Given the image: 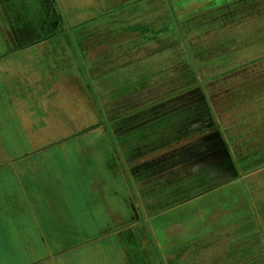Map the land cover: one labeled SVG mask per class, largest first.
<instances>
[{"label":"rangeland","instance_id":"1","mask_svg":"<svg viewBox=\"0 0 264 264\" xmlns=\"http://www.w3.org/2000/svg\"><path fill=\"white\" fill-rule=\"evenodd\" d=\"M128 1L139 5L145 2L0 0V264L75 263L66 260L63 253L54 255L51 242L54 243L61 232H72L70 226L77 230V219L70 218L69 224L61 227L66 232L52 230L51 234L40 221L39 212L54 217L56 209L39 204L78 199L70 189L69 177L78 164L87 159L85 154L97 148L95 139L109 137L108 130L118 139L115 152L119 153L117 158L123 164L124 177H114L110 171L88 165L92 183L85 186L86 193H82L92 197L91 201L83 198L81 203L89 205L88 212L94 216L89 220L94 225H90L93 230L88 234H98L95 224L103 218L115 221L118 215L122 219L117 220V240L110 235L112 240L96 235L97 240L87 241V246L98 251L97 257L117 247L110 254L115 264H264V12L251 20L235 22L238 28H231L233 31L221 29L215 37L211 35L213 39L208 37L209 32L217 31L220 22L209 23L206 17L195 19L198 24L213 25V29L205 26L209 31L194 45L208 52L218 48L219 55L217 61L213 58L212 66L195 67V78L181 72L182 58L178 54L172 56L165 49L152 54L151 45L136 46L141 36L132 29L140 19L131 18L134 12L131 8L127 22L126 11L119 9ZM212 1L219 5L234 0H176L174 6L181 3L176 11L189 13L185 18L188 19L199 9L211 6ZM248 5L257 6V13L264 10V0H242L238 7L232 5V9L243 11ZM187 25L183 23V31L187 30ZM132 45L134 49L130 48ZM230 59L241 65L246 60H259V63L256 67L249 65L253 67H248V76L244 71L238 73L239 79L229 88L224 87V80L216 87L212 84L219 98L213 108L215 120L209 116L214 129L205 128L201 122L199 127L193 126L187 131V137L182 134L180 142L171 140L177 138L173 134L165 137L166 142L158 143L156 139L145 142L147 138L143 133L148 127L142 126L144 118L140 119V114L133 112L150 98L144 94L151 92L155 94L152 99H159L175 93L173 103L198 104V113L193 115L202 116L205 113L201 105H205L206 97L208 99L206 83L212 81L214 73L217 76L219 72L224 73L223 66L231 63ZM175 72L178 78L168 77ZM132 74L134 80L130 84L137 82L139 95L124 93V82ZM163 76L167 81L150 82L154 77ZM143 82L151 85L142 88ZM138 97L140 100H136ZM215 108H223L228 117ZM184 109L190 112V108ZM168 114L164 116L165 124L171 122ZM156 125L166 129L164 124ZM222 134L237 148L239 161L249 162L247 165L252 169H247L246 173L239 165L231 163L229 168L238 177L213 185L202 195L199 188L194 193L200 194L198 198L176 209H158L157 214L156 210L152 211L153 207L148 210L147 206L159 200V185L167 184L159 183V179L171 178L166 175L152 178L149 165L153 163L155 168L169 170V174L173 169L180 170L179 161L183 160L179 158L180 151H176L187 148V152H193V157L198 159V164L193 166L199 165V169L193 168L191 173L188 168V172L195 174L192 178H197L199 183L214 178L217 181V157L213 155L206 160L209 166L204 169L209 176L205 178L199 163L205 152L222 150ZM208 135L214 136V143H206ZM107 140L113 141L110 137ZM132 140L144 142L132 146ZM128 148L134 153L127 155L130 159L127 162L124 154ZM78 152L82 153L77 158ZM187 162L192 164L194 160ZM174 163L175 167H166ZM227 164L223 160V168L227 169ZM65 165L67 169L63 173ZM32 169H36L33 175L40 190L35 193L22 182L23 173ZM221 174L228 178L226 171ZM48 179L54 181L53 185L47 184ZM79 179L85 183V177ZM110 183L112 186H108ZM47 186L52 189L46 190ZM91 189L93 192L88 194ZM116 189L118 205L112 207L115 213L106 214L110 203L103 199L106 192ZM185 196L188 198L190 194ZM148 217L155 218L158 227ZM66 242L68 240H62V247H68ZM118 251L124 252L123 255ZM48 254L54 256L46 260ZM103 264L111 262L107 259Z\"/></svg>","mask_w":264,"mask_h":264},{"label":"crops","instance_id":"2","mask_svg":"<svg viewBox=\"0 0 264 264\" xmlns=\"http://www.w3.org/2000/svg\"><path fill=\"white\" fill-rule=\"evenodd\" d=\"M242 0H235L232 1L230 3H228L226 6L224 5L223 7H221V10L218 11V9H215V11L213 13H208V12H201L198 14H194V16L186 19L185 23H187V27H186V31L184 27L181 28L180 30L182 32H184V38H186V44L184 45L185 48H188V52L187 54L191 57V62L194 64V69L195 67H199L203 64H208V66H212V64L217 61L219 55H217V50L218 48H215V50L213 52H208L205 51L204 49H197L195 44V41H198L199 39L202 40L203 38V34L207 33L209 30L204 29L205 26L210 27L211 29L213 25H204L206 23H199V21H195V19L200 18V17H206L207 19H209V23H211L212 21L217 20V22H220L218 26L219 29L217 31H211L209 32L210 34L208 35L211 36L213 34L214 37L218 34V32H221L220 30H224L225 28H238V26H235L237 23H239L241 20H251L253 18H256V15H261L264 10L261 13H257V6L256 7H252L251 5L245 6L244 10H240V9H232V5H234V7H238L240 2ZM255 5V3H254ZM253 8V9H252ZM224 16V17H223ZM239 21V22H237ZM237 22V23H235ZM249 23H252L249 22ZM183 25V24H182ZM224 26V27H223ZM215 27V28H216ZM197 29V30H196ZM191 31L193 32V34L191 33ZM230 31H233V29H231ZM199 32V33H198ZM202 35V36H201ZM212 37V36H211ZM212 37V39L214 38ZM191 38V39H189ZM190 48H194L196 50L195 53H192V51H190ZM200 53V56L198 55ZM192 54V55H191ZM200 57V58H199ZM215 58V61L214 59ZM214 61V62H213ZM229 64H227L226 66H223V69L225 72L221 73L219 72L218 76L216 75V73H214V78H218L217 80H227L229 83L228 86H224V87H230L237 79H239V74L241 72H245L247 74V76L249 75V71H247L248 67H256L255 65H258L257 63H259V60H253V61H243L242 65L237 64V63H233L236 62L234 59H230ZM248 62V63H247ZM253 66H249L252 65ZM212 68V67H211ZM194 69L187 71L185 73H190L187 75H193L195 78L197 77V72L194 71ZM239 73V74H238ZM254 73V72H251ZM174 76L177 74H173ZM184 76V75H181ZM242 76V75H241ZM178 77H173L172 79H176ZM194 78V79H195ZM220 78V79H219ZM212 81H214L213 78H211ZM167 81V80H165ZM208 82L206 83V90L208 93V99L206 97V99L204 100L205 105H201L204 106V109L202 112H204L205 114L202 116H196L197 114H194V112L198 113V104H193L190 102H176L173 103V97L175 93L169 94L167 96H164L163 98H156V99H152L151 97H153L155 94H144V96H148L150 97L148 99V101L144 104H141L140 108L134 110L133 112H135L134 114H140V119L144 118V120L142 122V126H146V128L148 127V131H145V133H143V135L145 136V138H147V141L145 142H150L152 141V139H156V142L158 143H162V142H166V139L171 136L172 134L174 136H176L177 138H172L171 140L175 139V143L180 142L181 140H183L182 138V134L184 137H187L189 134H186L188 130H190L193 126L194 127H199V124L202 122V124L204 125L205 128L207 127H211L210 129H214L215 126L213 125V123H210V117H212L215 120L214 115V101H213V97L214 95H217V93H215V91H213L214 87H216L218 84H213V82ZM161 84H166L164 82H162ZM212 84L214 85L213 88H211ZM237 86H240V84L238 83ZM161 88H159L158 90H160ZM163 91V90H160ZM133 91V93H130L131 95H139L140 93L137 91V93ZM169 92V91H168ZM142 96V95H141ZM140 96V97H141ZM142 96V97H144ZM210 96V98H209ZM225 97L227 95H224ZM210 99V101H209ZM136 100H140V98H136ZM158 100V101H157ZM226 100V99H225ZM185 108H190V112H186ZM203 108V107H202ZM216 109V108H215ZM216 111H220L222 114L221 115H225V111L222 108H218L216 109ZM168 114V118L171 119V122L169 124H165V120H164V116ZM137 114V115H138ZM136 115V116H137ZM134 116V115H133ZM134 116V117H136ZM227 116V114H226ZM228 117V116H227ZM227 118H226V123H227ZM207 122H209V125L207 124ZM147 123V125H145ZM156 124H164L166 129H159L157 128ZM227 125V124H226ZM163 130V131H162ZM109 132V137L111 138V140L113 139V141H108V138H103V139H95V141H97V148L93 151L90 150L89 152H87L86 158L84 161L82 160V162H80L78 164V167L76 169L75 172H73V174L71 173L70 177H69V183H70V189H73V192L77 194L78 199H73L70 198V200H63L61 199L60 201H58L57 203L52 202V203H48V201L45 202H41L39 204V206H45L47 208H54L56 209V213L55 216L53 217L50 213H44L45 215L42 214V212H39L40 215V221H42L45 225H46V231L50 230L51 234L53 233L52 230L55 231H64L66 232V230L61 229V227L66 226L69 224V219L70 218H75L77 219V224H76V229L74 230L75 227L74 226H70V229H73L72 232L67 233V234H62L63 232L59 233L60 237L57 235L56 238L54 240V243L51 242V246L53 248H55V250L53 251L54 255L55 254H62L66 260H69V262H75V263H64V264H90L92 261H94V264H103L105 260L109 259V261L111 262V264H115L112 260L113 256H110V254L116 249L112 248L110 249V251L108 253H103V254H99V257L96 256V252H98L97 250L93 249V247L91 246H87L88 242L87 241H95L97 239H94V237L96 235H98V237L100 239L106 238L109 240H112V238L115 240H117L118 236L115 235V232L119 231L118 227H117V220L118 219H122L121 217H115V221H108L106 220V218L102 219V221H99L98 223L95 224V226H97V232L98 234L93 235V234H88V232L92 231L93 229H91L90 225H94L90 223V219L93 218V214L88 212V207H90L89 205H82V199L86 198L88 201H91V197L92 196H87V194H84L82 192L86 193V188L85 186L90 185L92 183V178L91 175L88 171L87 166L90 165L92 168H100L102 170V168L105 171H110V173L112 174V176L114 177H124V172H123V164L119 162V158H117L118 154L117 152H115V149L118 150V139H115L113 137V135H111V132L108 130ZM175 133V134H174ZM177 134V135H176ZM150 137V138H148ZM166 137V139H165ZM206 137V136H205ZM207 141L209 139V141L206 143H214V136L213 135H208L206 137ZM132 139V138H131ZM143 139V138H142ZM222 140V150L218 151L216 153H213V151L210 152H205V154H203L200 157V161H202L200 164V166L202 167L203 174L202 177L205 178L206 175H208V171L207 169H204L206 167L209 166V163L206 161L207 159H211V157L213 155H215L217 157V161H218V168H216V171H218V177L219 179L217 181H215L214 179L211 180H204V181H198V179L196 178H192L193 175L195 174H191L193 173V168H195L197 170L199 165L193 166L194 164H198L197 163V157H193V152L188 151L187 152V148L183 151V149H178L177 154L179 155V158H181L183 161H179L180 162V166H178L179 168H181L180 170H171V173L169 174V170L165 171V170H161L158 168H155L154 165H149V170H152L153 172H151L152 178L153 177H157L161 176V175H166L171 177L170 179L168 178L167 180H162L159 179V183L160 182H167V184L163 183L162 185H159L161 187V190L157 193L158 196V201L155 202L153 204V206H147L148 210L153 207L154 209L152 210L154 212V210H156V214L158 213V209H163V208H168L171 207V209H176L178 206H180L183 203H189L191 202L193 199H196L200 196V194L196 195L194 193H196L197 190H199V188H202L201 195L206 193L207 191H210L211 187L213 185H219L218 183H222L225 181H229L236 176L235 171L232 172V170L229 168L231 166V163H233L234 165H239V167L241 168L240 164H239V152H237V148L235 149L234 146H232L231 144V139H227L226 137L223 136V134L221 135V139ZM128 142V141H127ZM144 141H136L134 142L133 140L131 141V143L133 144L132 146H134V144L137 143H142ZM169 142V141H167ZM111 143V144H110ZM113 143L115 146H113ZM109 144V145H108ZM160 146V144H159ZM207 150V149H206ZM91 152V153H90ZM175 152V153H176ZM79 155L77 154V158L80 156V154L82 152H78ZM129 153L133 154L134 150H129L125 151V158L127 159V162L130 160L129 159ZM128 155V156H127ZM222 155V156H221ZM65 156H67L66 154H64V159ZM75 156V155H73ZM185 157H189L188 160L185 159ZM232 157V158H231ZM69 158V157H68ZM193 158V159H192ZM185 159V160H184ZM194 160V163L189 164L187 161ZM70 160V159H69ZM69 160H67L66 162H68ZM223 160L228 162L227 164V169L223 168ZM186 161V162H185ZM211 161V160H210ZM209 161V162H210ZM65 162V163H66ZM172 163V162H171ZM66 166V165H65ZM175 163L173 165L170 166H166V167H175ZM57 168V166H55ZM61 167L63 168V164L61 165ZM192 170V172H188L189 169ZM38 169V168H37ZM67 169H64L63 173H65ZM144 169V168H142ZM199 169V168H198ZM34 170L36 169H32L29 173H23L22 175V182L23 184L29 188V190L31 192L35 191H40L37 186L35 185V178L33 173L35 174ZM176 172H175V171ZM205 170V171H204ZM41 173V170H39ZM173 171V172H172ZM226 171V175L228 176V178L222 176L224 174H221L222 172ZM74 180H71L72 177H74ZM197 176V174H196ZM209 176V175H208ZM49 177V176H48ZM79 177H85V183L83 181V179H79ZM122 177V178H123ZM216 176V179L218 178ZM238 177V176H236ZM64 179L66 180V177L64 175ZM101 180V178L99 179ZM54 181H51V179L47 180V184L49 185H53ZM155 182V181H153ZM153 182H150L152 184H154ZM158 182V180H157ZM72 185V186H71ZM80 185V187H79ZM189 187H188V186ZM82 186V187H81ZM108 186H112V183H110ZM214 186V187H215ZM107 188V187H106ZM52 189L50 186L46 187V190H50ZM210 189V190H209ZM106 190V189H105ZM103 191V190H102ZM116 190L113 191H109L106 192V197L103 199V197L101 195H99L100 199H103L105 201V203H110L109 206V210L107 211L106 214H108L109 212L115 213L114 211H112V207L118 205V195H116ZM93 190L91 189L89 193H92ZM105 192H102L101 194H103ZM194 194L191 196V194ZM98 193H95V195H97ZM190 194V196H185ZM36 195V194H35ZM37 196V195H36ZM87 196V197H85ZM94 196V195H93ZM67 199V198H66ZM129 198L125 196V201L128 202ZM114 204V205H112ZM175 204V205H173ZM37 207V206H36ZM97 207V206H96ZM96 211H99L100 214V209L97 208ZM151 215V214H150ZM160 215V214H159ZM150 218V217H148ZM151 221L154 223L155 226H157L158 222L155 220V218H150ZM89 225V226H88ZM94 226V227H95ZM158 227V226H157ZM156 227V229H157ZM160 230V228H159ZM129 231V230H128ZM127 232V229L125 230V232L122 231L123 235ZM157 232V231H156ZM113 236L112 238L109 237ZM128 235V234H127ZM125 235V238L126 236ZM116 236V237H114ZM157 236V234H156ZM98 238V239H99ZM66 239L68 240V242H66L67 246L62 247V240ZM148 250H146L145 252H147ZM121 254L124 252L118 251ZM126 253V252H125ZM53 254H51L49 256V254L47 255V258H52L54 256ZM114 255V254H113ZM116 256L118 255L115 254ZM123 255V254H122ZM93 256H95V259H93ZM59 257V256H57ZM56 257H54L55 259ZM49 259V260H50ZM114 259V258H113ZM41 262L43 261V259L40 260Z\"/></svg>","mask_w":264,"mask_h":264},{"label":"trees","instance_id":"3","mask_svg":"<svg viewBox=\"0 0 264 264\" xmlns=\"http://www.w3.org/2000/svg\"><path fill=\"white\" fill-rule=\"evenodd\" d=\"M141 1H145L144 4L141 2L142 5H139V3L128 1L127 3L122 4L119 7L120 11H123V10L126 11V12H124V14L126 15V17H125L126 21L130 17V13L128 10L131 8H133V10H134L133 14H131V18L140 19L137 26H135L132 29L134 33L137 32L141 36V40H140V42L136 43L137 44L136 46H140V45L141 46L142 45H146V46L148 45L149 46V45H151L152 46L151 50L153 51L152 54H155L157 52H161L164 49L166 51L170 52L172 56L178 54L177 56L180 59L182 58V61L179 65L180 66L179 69L181 70V72L185 73L187 71H190L191 69L193 70L194 64L191 62V60H192L191 57L187 54L188 48L184 47L187 39L184 38V34H183L184 32H182L180 30L181 28H183L182 24L184 22H186L185 18H187V15L189 13H187V14L178 13L176 11V9L180 8L182 4L179 3V4H175V6H174V2H176V0H141ZM230 2H232V1H230ZM230 2H222L221 4L217 5V4H214L212 1L211 6H206V8H204L203 10L199 9V11H197L196 13L194 12V14H198V13L205 12V11L208 13H213L215 11V9H218V11H219V10H221V7H223L224 5L226 6ZM198 3H200V1ZM146 4H148V5H146ZM157 11H158V13H157ZM194 14L192 16H194ZM100 16L103 17V15H100ZM192 16H190V17H192ZM99 20H102V18H100ZM127 27L128 26H126V28ZM105 29H106V27H105ZM98 31H101V28H99ZM121 31L123 32L124 30L121 29ZM105 32H107V31L105 30ZM189 39H191V38H189ZM130 48L134 49V45H132ZM189 50L192 51V53L196 52V50L194 48H190ZM135 54H136V52H135ZM115 61H118V60L116 59ZM173 74H177V72L168 75V77H172ZM165 78L166 77H164V76L163 77H154V78L150 79V82H151V80H157V79L158 80L164 79V81H165V80H167ZM213 79H214V81H212L213 84H215V83L220 84L222 82L220 80H217L218 78H213ZM133 80H134V78H133V74H132V77L129 78L128 81L124 82V85H125V87L123 88V90L125 91L124 93H133V91L137 92L136 91L137 87H135V86H139V85H136L137 82L134 85L130 84L131 81H133ZM228 83L229 82L227 80H224L225 86H228L229 85ZM144 85L147 87V86L151 85V83L149 85H147V82H143L141 84V87L143 88ZM218 99H219L218 96L214 95V97H213L214 103H216ZM238 157H239V155H238ZM247 163H249V162H245V161H243V159H240V161H239L241 168H243V170L245 172L247 171V169L250 168L249 165H247ZM250 169H252V168H250Z\"/></svg>","mask_w":264,"mask_h":264}]
</instances>
